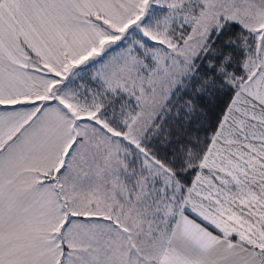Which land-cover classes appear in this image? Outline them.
Instances as JSON below:
<instances>
[{
	"label": "snow or ice",
	"instance_id": "6c2138e0",
	"mask_svg": "<svg viewBox=\"0 0 264 264\" xmlns=\"http://www.w3.org/2000/svg\"><path fill=\"white\" fill-rule=\"evenodd\" d=\"M0 264H264V0H0Z\"/></svg>",
	"mask_w": 264,
	"mask_h": 264
}]
</instances>
